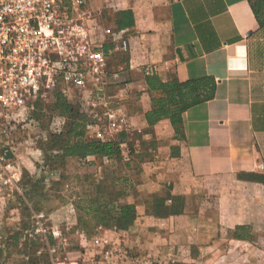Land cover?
I'll return each mask as SVG.
<instances>
[{
	"label": "crops",
	"instance_id": "crops-1",
	"mask_svg": "<svg viewBox=\"0 0 264 264\" xmlns=\"http://www.w3.org/2000/svg\"><path fill=\"white\" fill-rule=\"evenodd\" d=\"M99 2L100 16L110 26L96 24L93 40L104 51L110 33L129 44L126 61L108 64L119 72V88L111 95L127 111L128 132L148 130L141 138L150 141L144 149L151 157L139 162L138 172L128 173L132 187L124 202L136 211L131 228L95 238L137 243L136 249L94 251V264L170 261L176 256L170 248L178 241L174 233L186 226L192 259L211 242L238 241L227 232L256 224L258 194L264 190L259 180L264 179V0ZM149 77L195 82L206 99L181 113L177 130L169 119L150 127L144 119L151 109ZM178 197L182 213L156 214L160 201L171 208Z\"/></svg>",
	"mask_w": 264,
	"mask_h": 264
},
{
	"label": "rangeland",
	"instance_id": "rangeland-1",
	"mask_svg": "<svg viewBox=\"0 0 264 264\" xmlns=\"http://www.w3.org/2000/svg\"><path fill=\"white\" fill-rule=\"evenodd\" d=\"M99 3V0H86L90 16L83 21L92 38L96 24L103 22L110 26L108 19L100 16L103 8ZM115 37L110 33L106 38L111 43ZM14 69L0 66V264H53L63 258L69 264H94V251H104L107 247L136 249L137 243L110 244L103 238L95 240L110 235L107 230L111 229L98 227L90 234L77 229L80 213L77 204L92 194L91 189L103 183L110 187L109 197L123 203L125 199L119 194L128 187L122 181L123 161L102 158L89 165L72 158L65 163L61 160L60 146L71 120L58 115L57 108L53 109L54 95L58 93L81 114L92 109L86 97L72 87H64L59 80L52 85L48 81L52 67L36 65L34 76L25 75L22 80H13ZM95 123L100 129L87 128ZM89 124L86 134L94 139H112L120 134L111 133L109 138L106 125L97 119H91ZM96 133L104 138L93 137ZM261 191L256 224L249 226L248 231L253 235L252 242H211L206 245L210 250L201 247L203 252L192 259L187 248L193 242L186 240L189 231L186 226L174 233L178 241L172 242L170 248L176 256L170 261L160 259V264H264V190ZM205 253L210 256L202 258Z\"/></svg>",
	"mask_w": 264,
	"mask_h": 264
},
{
	"label": "built area",
	"instance_id": "built-area-1",
	"mask_svg": "<svg viewBox=\"0 0 264 264\" xmlns=\"http://www.w3.org/2000/svg\"><path fill=\"white\" fill-rule=\"evenodd\" d=\"M89 16L86 0H0V66L15 67L13 80L33 77L36 65L54 68L48 81L54 85L59 80L82 93L92 107V119L104 122L110 138L130 128L127 111L109 90L117 84L119 72L108 67L114 54L128 53L129 44L118 34L104 51L84 24ZM92 136L104 138L101 133ZM66 261L53 264H69Z\"/></svg>",
	"mask_w": 264,
	"mask_h": 264
},
{
	"label": "trees",
	"instance_id": "trees-1",
	"mask_svg": "<svg viewBox=\"0 0 264 264\" xmlns=\"http://www.w3.org/2000/svg\"><path fill=\"white\" fill-rule=\"evenodd\" d=\"M126 57V54H119L113 58V61L119 60V62H123L126 61ZM145 84L149 94L151 109L144 114V119L150 127L159 120L169 119L177 130V126L181 122V113L206 99L198 95L197 83L195 82L179 83L178 81H168L163 83L155 77H149L145 79ZM117 88H119V84L111 85L109 90ZM54 96L55 104L53 109L57 108L58 115L71 120L66 138L60 146L62 152L61 160L65 163L67 159L72 158L80 162H87L89 165L100 161L102 158L123 161L125 179L123 178L122 181H126L128 187L126 192L119 195H122L123 198L126 197L127 192L132 187V181L128 173L132 171L138 172L137 165L139 162L151 157V153L144 149L145 145L149 144L150 146V141L146 142L141 138L142 135L148 133V130L121 132L116 137L106 140L91 138L86 134V126L92 119L91 110L86 114L78 113L76 107L64 100L58 93H55ZM136 142L141 146L139 149L135 147ZM88 158H92V160H88ZM259 180L264 181V179ZM109 188L102 183L95 190L91 189L92 194L86 197L81 204H77V209L80 212L77 217L78 230L90 234L98 227L113 229L116 232L127 231L131 228L136 218L134 205L113 201L109 197ZM156 206V214L166 216L168 214L182 213L183 204L182 199L178 197L175 198L171 208H167L162 201ZM249 229V226H236L227 236L238 241L251 242L253 241V235L248 232ZM14 241H16V237H14Z\"/></svg>",
	"mask_w": 264,
	"mask_h": 264
}]
</instances>
